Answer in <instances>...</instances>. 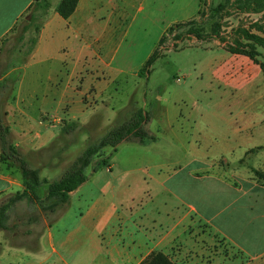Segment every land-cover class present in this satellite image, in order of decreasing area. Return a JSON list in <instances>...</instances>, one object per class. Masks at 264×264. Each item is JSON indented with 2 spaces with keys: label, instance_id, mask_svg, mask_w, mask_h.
<instances>
[{
  "label": "crops",
  "instance_id": "obj_1",
  "mask_svg": "<svg viewBox=\"0 0 264 264\" xmlns=\"http://www.w3.org/2000/svg\"><path fill=\"white\" fill-rule=\"evenodd\" d=\"M39 1L0 0V83L13 82L17 78L15 84L11 83L10 92L0 90V96L8 98L2 118L9 128L10 143L32 168L39 170L40 175L49 167L44 151L60 136L64 122L102 130L114 123L116 115L122 112L123 108L110 103V95L105 96L104 91L105 86L126 74L121 66L126 65L127 57H119L118 49L138 15L142 14L144 21L161 22V38L172 23L195 19L200 5L198 0L184 3L180 11L183 20L176 22L171 18L153 17L148 10L144 12V0H79L68 19H62L55 12L60 0H45L48 6L45 11ZM133 1L135 12H128V3ZM248 15L261 18L264 11ZM27 16H32L33 22H39L36 34L25 50L30 27L24 32L22 22ZM214 44L225 52L226 68L223 64L209 65L208 87L214 82L215 87L222 83L227 87H241L242 91L249 88L253 74L263 73L247 57L229 53L217 41ZM21 53L16 62L14 55ZM204 62H199L202 70L208 68L207 60ZM202 70L197 79H203ZM15 71L18 74L12 78ZM239 74L243 82L240 87V82L235 80ZM76 77H82L81 81L88 79L89 84L78 86V81L73 82ZM191 136H195L192 137L195 141L201 140L198 132ZM155 144L147 142L138 146L144 150ZM197 151L194 150L192 155L194 162L204 165V155ZM111 159L106 167L108 181L101 185L103 187L92 183L96 191L92 194L90 188L85 189L90 184L88 177L69 194L68 204L52 224L54 227L61 224L71 210L84 204L85 211L77 214L70 231L54 237L53 226L42 217L45 228L33 247L9 244L2 231L0 264H17L20 259L25 260L24 264H141L153 252L168 256L174 240L180 241V237L176 238L175 211L183 209L193 212L198 220L222 236L248 260L246 264H264V186L252 180L230 183L206 174L202 168L176 178L183 169L169 171L165 170L168 165L153 164V173H148V167H152L150 161L147 166H126L128 168L115 172ZM130 160L133 161L131 156H124V161ZM144 175L152 187L136 186L140 180L134 183L129 179L134 176L144 182ZM22 189L19 171L0 159L2 202ZM142 191L146 194L143 203L141 199L140 204L133 207V199H130L125 207L114 208L116 197L131 198L133 193ZM165 194L176 202L164 199L162 195ZM182 216L184 220L186 215L183 213ZM164 240L167 243L162 245ZM178 260L177 263L173 261L181 264V259Z\"/></svg>",
  "mask_w": 264,
  "mask_h": 264
},
{
  "label": "rangeland",
  "instance_id": "obj_2",
  "mask_svg": "<svg viewBox=\"0 0 264 264\" xmlns=\"http://www.w3.org/2000/svg\"><path fill=\"white\" fill-rule=\"evenodd\" d=\"M194 1L144 0L143 9L144 12L148 10L153 17H159V19L165 17L167 20L171 18L180 22L183 20L180 15L183 4H191ZM224 2L225 0H204L205 5L199 10L201 14L190 20L191 24H186L190 21L181 22L186 25L172 34H167L166 29L163 34L165 40L158 49L159 58L149 69H144V64L149 54L157 47L162 23L154 20L144 21L141 19L142 14H139L126 35L125 41L118 49L119 57H127L126 65L121 66L126 74L116 82L105 86L104 91L105 96L110 95L108 96L110 103L116 108H123L122 112L116 115L114 123L102 130H92L89 126H83L69 135L61 133L44 151L49 167L40 172V178L49 181L59 178L87 146L97 142L114 125L128 119L133 111L142 109L150 118L146 129L156 138L157 144L144 150L138 144L120 145L111 155L113 159L110 163L113 164L115 172L128 168L126 166L129 168L147 166L150 161L152 167H148V173H153V164L168 165L169 167L165 170L169 171L172 168L183 169V173L176 175V178L182 177L190 170L202 168L206 174L230 183L252 180L264 186V181L255 175L256 172L264 175V68L263 73L253 74L249 88L242 91L241 74L244 72L235 77V80L240 82V88L231 85L227 87L222 83L215 87L214 82H212L213 86L208 87L210 86V66L223 64L226 68L225 58H223L225 52L215 46V41L226 51L228 46L236 43H242L246 49H249L250 44L243 38L241 31L247 30L255 35H263L264 16L261 18L252 16L248 15L250 13L238 12L232 8L227 9V15L222 11L214 10ZM134 5V1L128 3V12H135ZM26 18L29 19V16ZM38 22L35 20L30 24V31L26 35L24 44L25 50L28 49L30 39L36 34ZM214 23L220 25V37L224 42L208 36L212 32ZM174 24L178 23H172L170 26ZM190 29L199 30V34L207 35L204 38L206 41H198L193 33L187 34ZM177 34L183 35L181 39L174 40L173 36ZM256 49L259 53L258 60L264 65V49ZM21 56L22 53L14 55L15 61L17 62ZM206 60L208 68L202 70L199 62L206 63ZM200 70H202L203 79L196 78ZM17 74L15 71L12 78ZM81 78L76 77L73 82L78 81V86L89 84L88 79L81 81ZM158 97H161V101H158ZM196 132L201 135L199 142L192 138L195 136H191ZM194 150L204 155L206 161L204 165L194 162L192 156ZM109 152V149L105 150L104 155ZM124 156H131L133 161H124ZM86 175L87 179L90 177V184H87L85 189L90 188L92 194L96 192L92 188V183L96 182V186L103 187L101 185L108 181L106 167H101L96 173L88 168ZM143 177L146 178L144 182L141 178L135 179L134 176L129 179L134 183L140 180L136 186L143 184L152 187L153 184L148 177L146 175ZM46 188L43 185L38 192L41 201L44 200ZM162 196L171 203L176 202L168 194ZM125 198L116 197L114 208L119 209L120 205L125 207L130 199H133L132 205L135 207L136 204H140L141 199V203L146 200V194L142 191L133 193L131 198ZM2 200L0 199V204L3 203ZM85 209L84 204L74 208L66 219L55 227L52 225L54 220L50 224L53 226V236L65 235L68 230L70 231L76 220L74 218ZM178 211H175L177 215L175 224L178 223L176 238L180 237V241L174 240V247L168 255L173 263L174 261L177 263L178 259H181V264H183L182 261L186 264L247 263L248 260L240 252L234 250L207 224L198 220L193 212L188 209ZM183 213L186 215L184 220H182ZM42 217L40 201L20 202L12 209L11 229L3 232L4 240L14 246L24 244L35 246L36 239L45 228ZM46 222L48 224L49 221L46 219ZM166 243L164 240L162 245ZM24 261L20 259L17 264H24Z\"/></svg>",
  "mask_w": 264,
  "mask_h": 264
},
{
  "label": "trees",
  "instance_id": "obj_3",
  "mask_svg": "<svg viewBox=\"0 0 264 264\" xmlns=\"http://www.w3.org/2000/svg\"><path fill=\"white\" fill-rule=\"evenodd\" d=\"M79 0H60L55 7V12L62 18L68 19L76 10ZM200 8L203 7L204 0H198ZM39 5L47 10L48 6L45 0H40ZM234 9L242 13H261L264 11V0H225L224 3L219 4L214 10L222 11L227 15V9ZM201 14V11L198 12ZM33 17L30 16L28 20H23L24 32L30 27L33 22ZM191 24V21L186 23ZM185 23H178L170 26L166 33L172 34L176 30L186 25ZM260 29V27H258ZM194 30V31H193ZM193 33L198 41L205 40V36L199 34V30L190 29L189 33ZM183 35V34H182ZM182 35L173 36L174 40L181 39ZM241 35L249 42V49L241 43H236L233 46H228L227 51L231 54L242 55L251 60L254 64L258 65L263 70L264 65L258 60L259 53L257 47L264 49V36H258L250 33L247 30H242ZM223 41L220 37V25L214 23L212 32L210 35ZM165 40V35H162L158 45L151 56L144 64V69H149L153 62L159 58L158 49ZM34 44V42H33ZM17 78L13 82L7 83L4 81L0 83V90H11V83L15 84ZM8 98L0 96V151L1 161L7 163L9 167L16 168L22 179L23 189L20 192H16L9 196L3 203L0 204V232L9 231L10 219L12 209L22 201L30 203H36L40 201V210L45 219H47L50 225L58 216V214L66 207L69 201V194L78 189L82 184L87 181L86 170L91 168L93 173H96L101 167H109V160L113 152L117 151V148L124 143H133L138 145H144L147 142H155L156 138L151 135L146 126L150 121V118L146 112L142 109L133 111L131 116L120 124L111 127L104 136H102L97 142L90 144L85 150L78 155L69 167L61 174V176L55 180L49 181L47 179L40 178L39 170L32 168L28 162L22 158L16 147H14L9 141V128L3 121V106L6 104ZM79 123H67L64 122L62 133L69 135L81 128ZM109 149L110 152L104 155L105 150ZM260 179L264 181V175L255 173ZM45 185L44 200H39L38 192L41 187ZM142 264H174L167 256L157 252L151 254Z\"/></svg>",
  "mask_w": 264,
  "mask_h": 264
}]
</instances>
